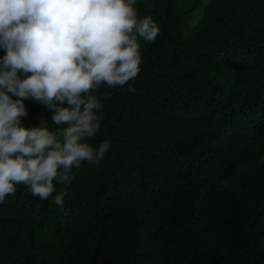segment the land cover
<instances>
[{
  "label": "trees",
  "instance_id": "trees-1",
  "mask_svg": "<svg viewBox=\"0 0 264 264\" xmlns=\"http://www.w3.org/2000/svg\"><path fill=\"white\" fill-rule=\"evenodd\" d=\"M135 7L160 32L140 38L134 79L94 90L87 139L110 149L47 199L17 185L0 203V264H264V0ZM26 106V125L51 122Z\"/></svg>",
  "mask_w": 264,
  "mask_h": 264
},
{
  "label": "clouds",
  "instance_id": "clouds-1",
  "mask_svg": "<svg viewBox=\"0 0 264 264\" xmlns=\"http://www.w3.org/2000/svg\"><path fill=\"white\" fill-rule=\"evenodd\" d=\"M136 3L0 0V203L18 184L47 199L82 162L104 159L111 141L93 146L87 139L101 127L103 102L94 90L134 79L140 38L151 42L160 32ZM28 100L46 106L51 122L26 125ZM64 195L54 202L63 205Z\"/></svg>",
  "mask_w": 264,
  "mask_h": 264
}]
</instances>
